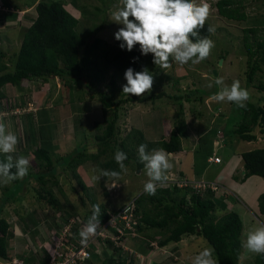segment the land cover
Here are the masks:
<instances>
[{
    "label": "rangeland",
    "instance_id": "1",
    "mask_svg": "<svg viewBox=\"0 0 264 264\" xmlns=\"http://www.w3.org/2000/svg\"><path fill=\"white\" fill-rule=\"evenodd\" d=\"M36 1L38 0H0V48L11 57L18 51L26 31V27L22 23H26L28 26L35 17L34 4ZM61 1L68 11L79 18L77 28L80 35L87 37L93 26H101L102 28L94 30V34H99L109 42H113L114 33L121 26L111 22L110 13L119 6V0ZM117 1L118 3L115 5ZM216 1L203 0L210 5V16L207 21L216 29L210 35L215 47L209 58L194 66L191 64L181 66L173 63L167 73L162 72L163 70L159 68L157 73H152L154 75L152 90H165L173 94L178 92L176 89L182 93L196 89L211 92L212 89L219 87L214 85L212 88H208L207 83L216 78H223L227 85L238 80L241 87L250 93L248 101L262 104L264 91L257 90L254 84H258V79L264 81V65L262 71L257 73L256 80L247 85V54L243 44L242 28L248 25L259 26L260 21L264 19V0H242L244 10L249 16V20L246 21L227 20L219 16L215 7ZM24 5H28L29 9L26 11L24 20L21 21L20 14V18L16 19L18 11L14 8ZM7 14L9 17L5 16ZM259 28L258 34L264 37V28L260 26ZM97 63L104 70L99 90L113 96L112 109L115 105V110L119 113L116 125L120 139L134 127L142 129L147 139L170 134L173 124L178 123V106L173 105L172 98H160L154 104L143 103L130 108L128 103L123 100L130 96L122 93V85L126 84L124 75L108 66L102 59H98ZM112 79L115 81L114 85L110 82ZM73 82L76 86L69 91L63 88L62 82L57 77H50L45 81L42 79L25 80L21 91L12 85H6L3 88L6 99L0 102V120L6 124L8 132L14 133L18 137L19 142L15 152L12 153L13 157L24 156L30 161V168L35 167L31 147L43 146L44 142L53 157L65 155L71 148L78 146H85L88 151H95L97 147L94 142L96 130L92 122L104 119L102 105L97 95L92 98L88 92L78 88V86L82 87L79 78H74ZM112 89H114L113 93ZM214 94L205 95L202 102L191 100L184 103L183 117L187 128L181 139L182 149L177 153L180 158L176 156L177 154L170 157V163L173 165L170 170H175L178 160H181L179 167L187 179L213 183L219 180V183L216 182L218 187L214 192V197L217 205L227 203L234 211L239 212L243 225L242 242L248 232L252 231L253 224L256 227L264 224V217L258 212L259 195L264 192V178L254 175L251 178L243 179L244 170L242 171L238 166V162L241 161L239 154L254 148H264V137L258 130H256V140L252 141L241 140L233 134L232 129L241 121L242 108L237 107L234 103L215 102L211 99ZM198 95L199 93H192L190 97L194 98ZM120 100L124 103L117 106L116 103ZM7 105L12 106L8 107ZM5 106L7 107L4 108ZM29 114L33 115V121L26 117ZM64 123L68 124L67 130H63ZM54 132H56V138L52 137ZM54 140L60 146L58 150L51 149V143L55 142ZM215 153L219 154L223 160L222 163L209 160V156ZM127 168V174L123 175L116 187L111 188V180L105 182L109 192L107 197L103 195V187L100 186L102 177L99 182L92 180L93 175L98 174L93 170H100L96 164L82 165L78 167V172L86 185L91 187V191L93 190L97 201L110 208L134 200L143 191V185L148 179L145 168L136 170H134L135 168L131 169L130 166ZM56 178L61 187L65 189L68 200L63 199L57 187L53 186L54 192L59 196L63 206L79 208V193L73 191L70 183H73L72 185L77 189L80 187L70 171L60 166ZM24 185L25 183L19 187L20 182L10 184L8 185L9 190L7 189L3 193L4 195L0 189V207H2V201H5L3 198L6 194L12 195L11 202L4 204L0 212V217H4L10 224L8 231L11 235L8 238V249L11 250L12 257L9 260L0 259V264H39L41 258L44 260L49 257L53 262L58 253L66 246L63 243L65 235L62 232L55 233L54 230L57 228L52 221V217L54 215L58 217L60 212L37 200L35 190L40 187L36 182H31L28 188ZM168 186L169 184L165 182L158 187ZM11 188H14L12 193L10 192ZM257 191L258 193L254 195ZM253 195L254 199H252ZM247 205L255 213L254 217L247 209ZM170 244L165 247L152 244L154 255H158L160 264H192V260L201 250L211 247L204 237L195 234H184L179 242ZM97 246V249L101 250L103 244ZM173 246L176 247L178 255L175 254L176 252H171L175 249H172ZM139 252L133 258V264H146L144 254L147 253V250L146 253L144 250L140 254ZM94 253L95 256L91 263L83 262L82 264H99L101 256L99 253L101 252L95 250ZM148 255L146 256L148 257ZM171 255L173 258L175 256L176 263H171L169 258ZM254 258L255 253L246 252L242 248L239 264H254ZM152 264H157V262H152Z\"/></svg>",
    "mask_w": 264,
    "mask_h": 264
},
{
    "label": "trees",
    "instance_id": "2",
    "mask_svg": "<svg viewBox=\"0 0 264 264\" xmlns=\"http://www.w3.org/2000/svg\"><path fill=\"white\" fill-rule=\"evenodd\" d=\"M241 2L242 0H217L215 7L218 15L227 20H249ZM97 9L100 10L99 7ZM34 10L35 17L26 28L20 47L14 56H9L0 48V102L6 99V94L3 91L6 85H12L21 91L25 80L42 79L45 81L50 77H57L62 82L63 88L69 91L76 86L73 82L74 78H79L82 87L78 86V88L81 91L85 90L92 98L97 95L102 105L104 119L92 122L96 130L94 142L97 147L95 151H88L85 146H78L71 148L65 155L53 157L51 151L46 147V142L43 146L31 147L35 167L30 168L29 166L28 174L23 179L13 181L11 184L20 182L19 187H22L25 183L24 187L28 188L31 182H36L40 187L35 190L37 200L60 212L58 217L55 215L52 217L53 224L57 228L54 230L56 234L63 232V227L70 223V219H74L69 230L63 236V242L65 245L78 248L81 239L79 232L92 214V205L100 206L101 225L106 223L111 213H115L125 205L109 208L98 202L93 190L91 191V187L86 185L78 172V167L94 163L100 169L119 171L114 155L117 150H122L128 157L124 161L126 166L132 167L131 169L135 168L134 170L142 169L144 164L138 158V147L141 144H146L148 151L160 148L173 154L181 151V139L187 128L183 117L184 103L191 100L202 102L205 95L211 96L219 88H214L211 92L196 89L185 93L176 89L178 92L175 94L165 90H152L150 94L141 97L127 96L123 100L128 103L130 108L143 103L154 104L160 98H172L173 105L178 106V123L173 124L172 130L167 136L160 135L154 139H147L142 129L134 127L120 139L116 125L119 113L115 110V105L112 109L113 96L99 90L104 70L98 66L97 60L102 59L108 66L123 75L129 67L135 71H141L145 66L152 74L159 70L152 63V55L141 56L138 46L132 52L122 50L119 47L120 42L115 39L113 42H109L105 37L94 34V30L102 28L101 26H91V33L87 37L80 35L77 28L79 18L68 11L61 0H38L34 4ZM209 26H211L210 22L206 21L205 27L200 33L201 36L210 38L211 34L207 32ZM259 26L264 28V19L260 21ZM259 26L248 25L242 28L243 44L247 54V85L256 80L257 73L262 71L264 65V37L258 34ZM133 57H139V60L133 63ZM7 62L11 64L9 65ZM258 81V84H254V86L257 90L264 91V81L262 79H258ZM110 82L112 85L115 84L113 79ZM192 93H199V95L191 98ZM121 103L124 102L120 100L116 105H121ZM7 106L11 107L12 105ZM26 117L33 121L32 114L26 115ZM32 123L31 125H33ZM67 129L68 124L64 123L63 130ZM256 130L264 137V101L262 104L247 101L246 108H242L241 121L232 129V133L241 140L252 141L257 138ZM54 134L52 137L56 138ZM54 141L51 143V149L58 150V147L55 148L58 143L56 140ZM239 156L245 171L242 175L243 179L254 175L264 178V148L242 151ZM3 159L5 156L0 154V160ZM60 166L68 169L76 179L80 189L72 185L73 183H70V186L73 191L79 193L78 200L81 208L79 206V208L75 206L70 208L66 206L67 208H65L59 196L54 192L53 186L57 187L60 196L68 201L65 189L61 187L56 178ZM184 179L191 181L187 178ZM105 182L106 178L102 177L100 186L103 187V195L107 197L109 192ZM9 188V186H0L2 194ZM12 190L14 188H11V193ZM214 192L215 190L209 186L206 189H201L194 187L189 182L182 187L175 183L169 184L168 187H157L155 195H147L142 191L133 200V212L137 221L135 230L138 234L149 236L151 240L156 241L159 247L170 242H179L184 234L199 235L204 237L215 249L213 256L218 264H239L243 229L241 218L234 210L219 214L217 211L219 205L214 200ZM11 197L12 195L6 194L3 198L5 201H2L1 206L10 203ZM2 207H0V212ZM258 211L261 214L264 213V192L259 195ZM9 227V222L4 217H0L1 260H9L12 257L11 250L8 249V238L11 235L8 231ZM107 233L106 236L97 235L93 238L88 247L89 256L79 260L76 264L91 263L95 256V250L101 252L99 253L101 255L99 264H133V252L130 249L125 251L124 245H116L110 238L113 233H116L115 230L109 228ZM124 238L125 236H121L120 239L123 244L127 237ZM99 244H103L101 250L97 249ZM147 246V249L151 248L150 245ZM65 250L66 248L63 251ZM49 258L44 260L41 258L39 264H48ZM169 258L171 263H174V258L172 256ZM254 264H264V255L255 254Z\"/></svg>",
    "mask_w": 264,
    "mask_h": 264
},
{
    "label": "clouds",
    "instance_id": "3",
    "mask_svg": "<svg viewBox=\"0 0 264 264\" xmlns=\"http://www.w3.org/2000/svg\"><path fill=\"white\" fill-rule=\"evenodd\" d=\"M209 16L210 5L203 0H119V6L110 13L111 22L121 26L114 33L115 40L120 42L119 47L132 52L138 46L140 55L151 54L152 63L164 73H167L173 63L194 66L209 58L215 43L208 36L200 34ZM215 30L214 26L207 28L210 34ZM138 60L139 57H133L132 62ZM124 79V94L141 97L150 94L153 89L154 75L146 66L141 71L127 68ZM214 85L218 86L219 90L211 97L213 101L234 103L239 108H246L250 93L241 87L238 80L227 85L223 78H216L206 86L212 88ZM6 128V124L0 120V154L5 156V159L0 160V186H8L13 181L23 179L28 174L30 165V161L24 156L13 157L12 153L15 152L19 141L18 137ZM147 148L146 144L138 147V158L144 164L148 178L143 185V192L155 195L158 186L172 180L168 177V171L173 165L170 163V154L163 148L151 151ZM127 158L125 152L117 150L114 160L119 166V171L94 169L98 174L93 175L92 180L99 182L101 177H105L106 181H112L111 188L116 187L128 172L124 163ZM100 218V206L92 205V214L79 232L82 246H87L92 238L100 234ZM138 236L139 234L136 237ZM241 247L246 252L264 255V224L249 231L241 242ZM214 251L212 247H205L194 257L192 264H218L213 256Z\"/></svg>",
    "mask_w": 264,
    "mask_h": 264
},
{
    "label": "built area",
    "instance_id": "4",
    "mask_svg": "<svg viewBox=\"0 0 264 264\" xmlns=\"http://www.w3.org/2000/svg\"><path fill=\"white\" fill-rule=\"evenodd\" d=\"M209 160L214 161L216 163L221 162V158L215 154L210 156ZM188 182L191 183L194 187L201 188V189H206V187L209 186L211 189L216 190V188L218 187V184L215 182L213 183V182H207L203 180L186 181L184 179L182 180L172 179L168 182V184L175 183L178 186L182 187V186H185ZM133 210H134V204L132 200L126 203L123 207H121L115 213H111L106 223L102 224L100 228L98 229V232L100 233L98 235L106 236V234H108L107 229L113 228L116 233H113L110 238L114 241L116 245H119V244L124 245L123 241L120 240L121 236H125V238L126 237H136L138 235V233L135 230V225L137 221L134 217ZM73 220L74 219L72 220L70 219V223L64 226L63 232H62L64 235L69 230L70 224L74 222ZM89 243L87 244V246H82L80 243L78 248H75V246L66 245L65 247H63L62 251L58 253L57 258L53 260V262L51 261L52 259L49 260L48 264H76L79 260H82L89 256V252H88ZM65 248L66 250L63 251Z\"/></svg>",
    "mask_w": 264,
    "mask_h": 264
},
{
    "label": "crops",
    "instance_id": "5",
    "mask_svg": "<svg viewBox=\"0 0 264 264\" xmlns=\"http://www.w3.org/2000/svg\"><path fill=\"white\" fill-rule=\"evenodd\" d=\"M117 3H118V1L117 2H115V5H117ZM13 4V3H12ZM14 5V4H13ZM14 9H16V11H18L17 13H18V15H17V17H16V19H18V18H20V15H21V21L22 20H24V18H25V14H26V11L29 9V6L28 5H24V6H20V8H14ZM20 14V15H19ZM73 14V13H72ZM5 16H7V17H9V15L7 14V15H5ZM6 19V18H5ZM8 19H10V18H8ZM33 21V20H32ZM31 21V22H32ZM22 25H25L24 27H28V26H26V23H22ZM54 133H56V132H54ZM54 135H56V134H54ZM57 142V141H56ZM54 144V143H53ZM57 144V143H56ZM59 146V144L58 145H56L55 146V148H57ZM58 148H60V146L58 147ZM180 152V151H179ZM178 153V152H177ZM177 153H175V154H177ZM170 154V157H172L173 156V153H169ZM216 155H218L219 156V154H216ZM176 156H178L179 158H180V155L179 154H177ZM175 156V157H176ZM210 157V156H209ZM240 157V156H239ZM181 160H178V163H177V166H176V168H175V170H169L168 171V177H172V176H175L176 178L175 179H182V178H187L186 176H184V174H183V171H182V169L179 167V165L181 164V162H180ZM208 162V161H207ZM223 162V160L221 159V162L220 163H222ZM219 163V164H220ZM241 163H242V160L241 161H239L238 162V166L240 167V169H242V171H243V166H241ZM225 165H226V163H225ZM242 175H243V173H242ZM252 176H250V177H248V178H251ZM172 179H174V177H172ZM193 180H196V179H193ZM217 180V179H216ZM216 182H218L219 183V180H217V181H215V183ZM258 193V191L257 192H255L254 193V195H256ZM260 194V193H259ZM252 196L253 198L252 199H254L255 198V196ZM214 200L216 201V198L214 197ZM247 209L250 211V213H252V216L254 217V215H255V213L254 212H252V210L248 207V205H247ZM229 210H233L227 203H220V205L217 207V211H218V213L219 214H221V213H224V212H226V211H229ZM259 212V211H258ZM237 213H239V212H237ZM260 213V212H259ZM263 217H264V213L263 214H261ZM254 225V224H253ZM252 225V230H254L255 228H257L256 226H253ZM126 241V242H125ZM124 241V250H126V251H129V249H130V251H132L133 252V258L137 255V253L140 251H143L144 250V252L147 250V253L146 254H144L145 255V260H146V264H152V262L154 263V262H157V264H160V259L157 257L158 255H154V250H153V246H152V244H156V242L155 241H153V240H151L150 239V237L149 236H147V235H145V234H139V236L138 237H135V238H127L126 240ZM170 243H172V242H170ZM170 243H168L167 245H165V246H170L171 244ZM174 243V242H173ZM147 245H150L151 246V248H149V249H147ZM157 245V244H156ZM165 246H163V247H165ZM127 248V249H126ZM175 247L173 246L172 247V249H174ZM153 251V252H152ZM140 252H139V254H140ZM171 252H177L176 250H173V251H171ZM147 254H149L148 255V257L146 256ZM176 254V253H175ZM177 256V255H176ZM142 257V256H141ZM139 258V257H138ZM150 258V261H148V259ZM140 260V259H139ZM175 260V259H174ZM161 261H162V259H161ZM177 261L175 260L174 261V263H176ZM162 263V262H161ZM163 264V263H162Z\"/></svg>",
    "mask_w": 264,
    "mask_h": 264
},
{
    "label": "water",
    "instance_id": "6",
    "mask_svg": "<svg viewBox=\"0 0 264 264\" xmlns=\"http://www.w3.org/2000/svg\"><path fill=\"white\" fill-rule=\"evenodd\" d=\"M245 171H243V173H244Z\"/></svg>",
    "mask_w": 264,
    "mask_h": 264
}]
</instances>
